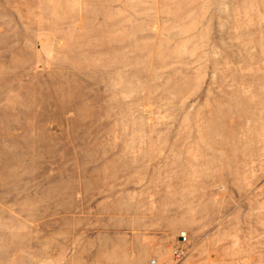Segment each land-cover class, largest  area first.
Segmentation results:
<instances>
[{
    "label": "rangeland",
    "instance_id": "374dc122",
    "mask_svg": "<svg viewBox=\"0 0 264 264\" xmlns=\"http://www.w3.org/2000/svg\"><path fill=\"white\" fill-rule=\"evenodd\" d=\"M0 264H264V0H0Z\"/></svg>",
    "mask_w": 264,
    "mask_h": 264
}]
</instances>
